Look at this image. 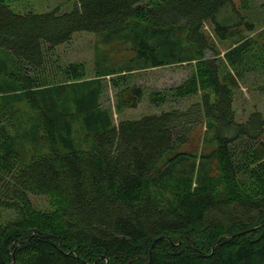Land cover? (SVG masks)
Returning <instances> with one entry per match:
<instances>
[{
  "label": "trees",
  "instance_id": "obj_1",
  "mask_svg": "<svg viewBox=\"0 0 264 264\" xmlns=\"http://www.w3.org/2000/svg\"><path fill=\"white\" fill-rule=\"evenodd\" d=\"M254 9L264 0H78L64 13L0 0V264H264V111L239 122L234 106L248 73L264 91ZM79 32L109 45L89 76L53 58ZM181 65L189 77L146 98H195L186 108L114 121L145 96L134 73Z\"/></svg>",
  "mask_w": 264,
  "mask_h": 264
},
{
  "label": "rangeland",
  "instance_id": "obj_2",
  "mask_svg": "<svg viewBox=\"0 0 264 264\" xmlns=\"http://www.w3.org/2000/svg\"><path fill=\"white\" fill-rule=\"evenodd\" d=\"M78 0H5L6 4L16 13H24L32 11L34 13H44L53 9H58L60 13L70 12L73 10ZM258 4V3H257ZM254 14L251 20L255 23L256 31L264 29V13L259 9L253 10ZM103 34L79 32L73 35L72 39L55 48L53 58L58 65V69L67 68V65L76 63L84 64L86 70H90L89 74H93L95 47L98 46V53L101 55L109 47L107 44H102ZM99 43H97V42ZM221 52L226 46L218 42ZM228 45V42H224ZM133 54V53H132ZM121 56V52L117 53V57ZM115 58V59H116ZM115 59H111L107 65L116 66ZM126 64V60L120 61ZM134 64V62H132ZM191 74L190 65L170 66L164 68L150 69L140 73H134L132 82L137 85H142L145 90V96L140 101L137 108L126 110L122 116H117L113 113L114 121L117 123L120 119H139L144 115L160 114L164 110L179 107L186 108L195 98H183L176 100L173 96L168 102L162 106L151 105L147 101V94L151 90L167 91L170 94L172 89H175ZM91 76V75H90ZM261 76L257 71L248 73L245 78L239 83V88L235 96V110L237 121H243L248 114L254 110L264 111V91L260 90ZM114 88L107 87L104 89L101 96L102 103L105 102L107 107L112 110L113 99L115 96ZM104 104V103H103ZM32 202L35 208L50 210L52 208L50 202L43 197H32Z\"/></svg>",
  "mask_w": 264,
  "mask_h": 264
}]
</instances>
